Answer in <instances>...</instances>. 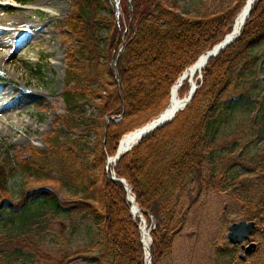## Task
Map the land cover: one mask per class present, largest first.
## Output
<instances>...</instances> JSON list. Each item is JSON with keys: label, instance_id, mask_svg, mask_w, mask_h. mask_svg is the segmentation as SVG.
<instances>
[{"label": "rangeland", "instance_id": "1", "mask_svg": "<svg viewBox=\"0 0 264 264\" xmlns=\"http://www.w3.org/2000/svg\"><path fill=\"white\" fill-rule=\"evenodd\" d=\"M103 1L116 30L115 35L111 34L109 27L102 30L110 45V61L107 67L106 65L103 67L108 69L109 74L114 71V77V58L132 35L137 15L151 6L152 1L118 0L114 7L111 5L114 1ZM161 1L172 5L179 15L186 18L209 17L211 14L234 7L237 3L236 0ZM71 2L72 0H31L22 4L20 0H0L1 18L19 16L26 17L33 23H40L43 17L39 15L43 14L49 20L45 38L40 42L28 41L21 46V50L6 58L1 54L9 53L19 45L18 40L15 44L12 42L16 40L15 35H12L14 38L9 37L8 43L11 45L0 49V114L12 116L9 122L13 126L11 128L4 123L0 116L3 122L0 121V167L13 173L9 186L13 191V197L7 199L4 206L0 205V233L13 234L14 231L31 230L26 236L21 237V240L24 238L22 241L14 239L13 244L22 248L23 256L18 259L14 255L11 264H100L95 263L94 258H99L102 264H110L112 260L111 256L101 250L107 244L102 238L100 226L92 216L94 213L100 218L105 215L103 186H100L99 182L95 188H89L87 193L80 190L75 194L74 188L64 186L63 181H60L65 177L61 165H57L55 159L50 163L49 169L38 174L39 177L35 175L26 177L19 168L22 160L32 159L34 149L40 152L48 149V136L54 132L59 134V142L69 144L82 156L75 164L77 171L87 168L89 172L85 176L97 177L99 180L101 178V167L92 165L97 161V153L93 154V150L102 136L100 132L102 121L105 132L108 120L115 122L118 120L107 116L102 118L98 108L102 100L98 98L84 100L82 112L73 113L72 118L80 119L75 127L67 128L62 119V116L67 114L62 101L66 71L65 53L70 49L71 43L75 49L77 48L68 36V30L62 25L72 10ZM50 14L55 16L51 17ZM98 15L101 17L104 12ZM213 34L214 31L208 34L207 40H210ZM111 44H114L112 50ZM182 45L170 49L167 60L178 64L179 56L184 58V52L180 49L187 48L186 42ZM252 53L257 54L259 60L245 70V76L239 80V85L235 84L229 88L228 93L232 95L235 92L243 93V98L229 110V116L222 120L220 133L214 144L215 150L210 155L212 162L208 160V154H205L191 177L187 178L184 184L175 187L170 192L171 196L164 201L154 202L151 213L148 212L150 218L146 227L150 229L151 245L154 241L151 234L157 230L158 224L165 222V217L171 218L172 224L176 227L164 234L165 238L162 237L165 240L164 248L156 255V260H153L152 264H264V220L261 222L254 219L256 228L250 242L256 244V248L243 262L238 255L244 250H241L240 246L230 244L226 235L230 223L245 221L244 211L253 208V202L250 205L243 197L250 196L257 186L264 187V40L254 44ZM152 56L154 55L146 54L145 60L151 59ZM160 56L162 55L159 54L158 57ZM140 63L146 61L141 60ZM155 68L157 69L155 73L153 72L154 76L161 69ZM109 74L108 76H112ZM202 79V72L193 78L197 90L202 86ZM187 84L189 90L190 84ZM137 87L138 90L142 88ZM150 87L149 85L146 88ZM188 90L181 96L182 98L187 96ZM156 116L150 117L141 125L139 122L144 119L137 121L136 125L147 124ZM252 119L257 125L254 129L250 125ZM18 121L22 122L19 126L16 125ZM234 160L242 162L250 171H246L239 164H234ZM62 166L66 167L67 164ZM115 166L116 163L108 166L113 174ZM137 166L139 165H134ZM105 178L108 180L106 175ZM22 186V196L25 197L23 201L20 195L16 194ZM45 189L58 199L60 205L58 210L53 211L47 207L43 209L37 204H30L23 213L11 214L10 211L25 202L27 196ZM77 203L89 204L90 208L95 209L94 213H87L86 209H66ZM117 206L113 203L110 205L111 211L118 213L113 217V220L117 221L114 224L115 228L120 229L116 233L117 240L121 244H127L128 250L134 255L132 232L125 224V218L120 215ZM164 206L166 208L163 210ZM253 209L255 211V208ZM131 217L136 222L137 219L133 215ZM7 221L15 223L18 230L3 227V222ZM139 223L138 221L136 224L137 228ZM102 225H105V220ZM28 253L30 256H26ZM4 262L5 260L0 261V264Z\"/></svg>", "mask_w": 264, "mask_h": 264}, {"label": "trees", "instance_id": "2", "mask_svg": "<svg viewBox=\"0 0 264 264\" xmlns=\"http://www.w3.org/2000/svg\"><path fill=\"white\" fill-rule=\"evenodd\" d=\"M28 1L31 0H20L22 4ZM151 1V6L137 15L132 35L128 37L123 50L118 54L116 60L118 87L116 78L113 77L114 71L110 70L112 76H108V69H106L110 61V45L107 36L102 34V30L109 27L111 34L114 35L116 30L105 1L72 0V10L62 24L68 30L71 41L77 46L75 49L71 43L70 49L65 53L66 71L62 101L67 114L62 116L63 122L67 128L75 127L80 119L72 118L73 113L82 112L84 100L95 98L102 100L98 107L102 118L107 116L118 120L117 122L108 120L105 132L103 131L104 121L101 120L102 136L96 149L93 150V154L97 153V161L92 163L93 167L97 165L101 167L100 180L96 179L97 177L85 176L89 172L87 168L82 171L76 170L75 164L82 156L78 155L69 144L59 142V134L54 132L48 136L47 150L40 152L34 149L32 159L22 160L19 166L26 177L38 176L39 173L49 169L50 163L55 159L57 165H61L65 177L59 180L63 181L64 186L74 188L75 194L80 190L87 193L89 188H95L98 182L100 186H103V206L106 205L103 218L98 217V214L93 212L95 209L90 208L86 203H77L66 209H86L87 213H94L93 219L100 226L102 238L107 244L101 250L112 257L110 264H144L145 250L139 239L140 229L136 225L138 219L135 222L130 215L123 185L105 178L103 172L105 155L114 156L121 135L141 125L150 117L158 115L166 108L174 82L182 72L195 63L199 56L220 43L232 31L234 19L246 2V0H236L234 7L211 14L209 17L186 18L179 15L172 5L166 2ZM102 12L104 15L100 17L98 14ZM248 16L237 40L220 55L209 60L201 71L202 86L196 90L187 107L178 112L171 123L140 140L137 146L129 153L122 155L116 162L114 174L126 180L136 196V204L142 209L146 222L149 221L147 214L151 213L153 203L164 201L171 196L170 192L175 187L184 184L185 180L191 177L193 170L203 161L205 154H208V160L212 162L210 155L215 150L214 144L218 139L222 120L229 116V110L243 98V93L235 92L234 95L228 93L229 88L235 84L239 85V80L245 76V70L259 60V56L254 55L252 50L255 43L264 40V0L254 2ZM213 31V37L207 40V35ZM202 40L204 42H201ZM185 42L187 48L180 49L184 52V58L180 55L178 64L167 60L170 49L183 46ZM111 45L112 50L114 44ZM146 54L154 56L145 60ZM159 54L162 56L158 57ZM141 60L146 63H140ZM155 67L161 68L158 74H155L156 76L153 75L157 69ZM149 85L151 87L147 89ZM137 86L142 88L138 90ZM188 87L189 85L184 81L179 90L180 97L187 92ZM143 119L144 121L139 122ZM137 121L138 125H136ZM250 125L252 129L257 127L253 119ZM233 145H231L232 148ZM233 162L241 165L246 171H250L242 162L235 160ZM64 164L67 166L63 167ZM136 164L139 166L134 167ZM12 174L11 171L0 167L1 206H4L7 199L13 197V191L9 187ZM254 190L250 196L243 197V200L249 204L253 202V208H255V211L252 207L244 211L245 220L252 221L256 218L263 222L264 187L257 186ZM22 193L23 186L16 193L20 195L21 201L25 198ZM112 203L118 205L120 215L125 218V224L132 232L134 255L128 250L127 244H121L117 240L116 233L120 229L115 228L114 224L117 221L113 220V217L118 213L111 211ZM30 204H37L43 209L47 207L53 211L60 208L58 199L54 195L39 191L27 196L25 202L15 206L10 212L21 214ZM164 208L166 207L164 206L163 210ZM104 220L105 225L101 226ZM164 221L163 224H158L157 230L151 234L154 238L150 246L152 262L164 248L165 240L162 238L164 234L176 228L171 218L165 217ZM3 227L18 230L12 221L3 222ZM30 231L25 229L23 232L14 231L13 234L0 233V261L5 260L4 264H11L14 261L12 260L14 255L18 259L21 258L22 248L13 244L14 239L20 242L24 239L21 240V237L26 236ZM160 232L162 234H159ZM94 262L102 264L99 258H94Z\"/></svg>", "mask_w": 264, "mask_h": 264}, {"label": "bare ground", "instance_id": "3", "mask_svg": "<svg viewBox=\"0 0 264 264\" xmlns=\"http://www.w3.org/2000/svg\"><path fill=\"white\" fill-rule=\"evenodd\" d=\"M254 1L255 0H248L247 4L244 5L242 10L238 13L236 21H234V24H233L236 32L240 31L242 29L243 21L247 17V12H248L249 8L253 7ZM39 16L43 17L42 21L40 23H33V22L27 20L26 17L16 16L14 18L11 17L10 19H4L3 17H2L3 18L2 19L0 17V49L6 47L8 45V43H10L9 37L14 38V36H12V35H15L16 40L15 41L11 40V41L15 44V42H17V40H18L17 44H19L18 47H16L15 49H13V50L11 49V51L9 53L5 52L4 55L1 54L3 57L10 58L15 52L21 50L20 49L21 46L24 45L28 41L30 42L31 40H34L36 42H40L43 38H45L46 32L49 28V26H47L49 20H48V18H45V15H43V14L39 15ZM50 16L54 17L55 15L50 14ZM231 33H232V31L229 34H231ZM9 45H11V44H9ZM204 57H205V53L202 54L201 56H199L198 59L195 61V63L193 65H190V67H188L183 73L184 75L187 76L186 82L190 84V88L188 90V93L190 92L191 88L195 87L197 89L196 84H194V82H193L194 81L193 78L197 74H201V71L205 68V67L202 68V66L204 64V60H205ZM190 77H191V79H190ZM177 83L178 82L176 80L170 89V95H169L170 98H169L168 106H167V108H165L164 110H162L160 112L159 117L161 116V118H165V117L170 116L171 113L174 110H176L188 98V94H186L187 95L186 97L180 98V96H179V90L180 89L178 88L179 86L177 85ZM195 92H196V90H195ZM1 115L2 114H0V116ZM1 117H2L1 119L4 123H6L11 128H13V126L10 125V122H9V120H12V116H10V115L6 116L3 114V116H1ZM13 121H11V122H13ZM21 123L22 122L18 121V122H16V125L19 126V124H21ZM151 123H152V121H149V123L144 124L142 126H139V128L128 131V133L123 135L119 139L120 140L119 141L120 142V150L127 149V148H129L130 145L138 142L139 135L144 131V129H145L144 127L150 128ZM109 164H112V163H109ZM130 199H131V197H130ZM132 215H133V217L139 219V222H140L139 223L140 239L142 241L143 250H145V256H146L148 254V252L150 251L149 248H150L151 241H152V239L150 238V232H149L150 229L148 230V228L146 227V225H145V223H147L146 219H145V217L140 215V212H138L137 208H132ZM145 260H146V258H145ZM146 263H148V260H146Z\"/></svg>", "mask_w": 264, "mask_h": 264}, {"label": "water", "instance_id": "4", "mask_svg": "<svg viewBox=\"0 0 264 264\" xmlns=\"http://www.w3.org/2000/svg\"><path fill=\"white\" fill-rule=\"evenodd\" d=\"M248 0L246 1L247 4ZM245 4V5H246ZM251 8H249L248 12H247V17L244 19L243 24L245 23L246 19L248 18V15L250 13ZM236 21V19H235ZM243 26V25H242ZM242 29L240 31H235L234 26H232V33L225 36L222 40V42L218 43L217 45L213 46L211 48V50L207 51L205 53V60H204V64L202 66V68L205 67V65L208 63V61L216 56H218L219 54L222 53V51H224V49H226L228 46L232 45L233 42H235L237 39V37L240 35ZM117 77V76H116ZM192 77V76H191ZM190 77V79H191ZM187 78L186 75H184L182 73V75L180 76V78L177 80V85L180 87L182 84V81H184ZM118 79V77H117ZM178 87V88H179ZM198 89V88H197ZM195 87L191 88L190 92L188 93V98L176 109L174 110L170 116L165 117V118H161V116L159 117V115L155 118H153L152 123L150 125V128L144 127V131L139 135V139L138 142L132 144L129 146V148L124 149V150H120V140H118V144L115 150V155L113 157H108L106 156V160H105V175L107 176L108 180H112L118 183H121V185H123L125 191H126V195L128 196L127 199L130 203V207H131V215H132V208H137L138 212H141V209L136 205L135 203V196L132 193L129 185L127 184V182L122 179V178H118L116 176H114L112 173H108V163H114L116 161H118V159L120 158V156L126 154L127 152H129V150H131L135 145L139 144L140 140L147 137L148 135H150V133L158 130L160 127L168 124L171 122L172 117L179 111L183 110L192 100L193 98V94L195 92V90H197ZM170 95V93H169ZM131 197V199H130ZM146 225V223H145ZM139 228V227H138ZM255 228V223L252 222H248V221H244L242 220L241 222L238 223H231L230 226L228 227V232H227V239L230 243L232 244H238L241 245V250H244V253L239 254L240 259L243 261L246 259V255H250L253 253V251L256 248V244L250 242L251 239V235L252 232ZM244 241L249 242L247 244V246H245L243 244ZM148 260V263H146V260ZM144 260H145V264H151V260H150V251L148 252V254L145 256Z\"/></svg>", "mask_w": 264, "mask_h": 264}]
</instances>
